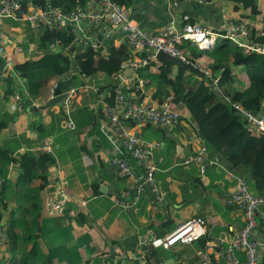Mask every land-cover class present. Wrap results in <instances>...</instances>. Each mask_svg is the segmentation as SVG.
I'll return each mask as SVG.
<instances>
[{
  "label": "crops",
  "instance_id": "crops-1",
  "mask_svg": "<svg viewBox=\"0 0 264 264\" xmlns=\"http://www.w3.org/2000/svg\"><path fill=\"white\" fill-rule=\"evenodd\" d=\"M38 3L45 5L43 0ZM129 12L131 19L150 33H158L172 21L179 30L190 20L221 31L233 21L238 22L240 14H243V11L232 12L231 4L226 0L209 3L196 0H135ZM0 31L8 38L7 45H4L5 53L0 54V122L5 119L7 124L0 131V146L14 149L12 157L16 160L27 152L36 155L47 152L52 156L54 163L48 170L49 183L40 195L44 206L55 198L54 190L66 187L73 194L62 216H48L43 207L39 219L42 231L40 250L49 257L51 264H144L143 239L162 238L194 218H202L208 225L214 226L213 233L205 238L206 242L215 239L229 242L236 232L244 228V216L227 204L226 196L234 191L236 177H246L234 173L235 177L231 178L229 172L218 167H209L202 173L196 165L183 164L187 157L197 153L201 143L196 125L184 107L178 109L182 116L180 123L170 127V130L152 124L123 123L142 140L160 144L154 163L157 168L155 181L161 199L157 200L153 192L146 188V192L135 201L131 187L143 183L144 171L124 151L121 139L104 117V107L112 105L115 100L114 77L102 71L85 76L80 67H75L70 74L75 78L63 79L73 82L69 97L62 106L48 107L54 97L51 88L61 79L43 80L39 96L33 98L28 93L27 81L14 71L16 65L36 57L39 34L25 22L12 20L2 22ZM113 44L125 46L129 51L125 64L134 58L128 46L127 32L122 28L116 33ZM2 46L0 40V48ZM184 47L192 56L189 45ZM19 48L23 49V53L18 52ZM138 57H149V52L140 53ZM6 60L13 62V68L4 69ZM105 62V52H99L95 56V67L101 68ZM157 62L150 63H153V68L149 71L142 69L139 73L124 64L119 74L134 81L140 80L144 96L148 100H157L153 95L156 89L152 80L145 77L149 73H160L162 66ZM193 62L198 66L195 68L198 73L188 70L190 73L200 78L205 76L203 72L216 76L209 67V58ZM177 72L178 67H175L172 77ZM242 85H249L247 79ZM127 96L134 97L135 93L131 91ZM19 106L23 107L22 111ZM71 123L73 129L68 128ZM115 158H125L130 162L134 178L119 175L112 165ZM19 170L17 161L8 167L13 184L18 180ZM116 200L122 204L117 205ZM127 204L131 208L126 210L124 206ZM15 207L16 202L11 201L8 210L3 212L4 217ZM254 238L260 240V234L256 232ZM5 249L0 247V259L6 258ZM203 249L202 242H197L177 246L167 252L157 251L160 264H200ZM260 255L261 264H264V251ZM238 256L245 259L243 254Z\"/></svg>",
  "mask_w": 264,
  "mask_h": 264
},
{
  "label": "trees",
  "instance_id": "trees-1",
  "mask_svg": "<svg viewBox=\"0 0 264 264\" xmlns=\"http://www.w3.org/2000/svg\"><path fill=\"white\" fill-rule=\"evenodd\" d=\"M80 1L51 0L54 6L62 8L65 12L72 10ZM113 1L130 11L135 0ZM202 1L209 3L214 0ZM226 1L231 4L232 12L243 11L238 22L249 26L250 40L264 46V0ZM37 4L43 5L38 2ZM26 10L27 5L22 13ZM185 24L196 22L190 20ZM36 32L39 34V50L36 57L14 67V71L27 81L28 93L33 98L39 96L42 81L47 78L74 79L70 74L75 65H79L81 73L85 76L102 71L114 77L117 83V77L129 57L125 46L117 47L110 43L99 50L102 52L104 49L106 62L103 67L97 69L95 56L99 52L76 46L75 37L71 33L50 32L44 28L37 29ZM59 41L64 45V49L51 52L50 46ZM188 45L192 56L186 53L192 62L195 59L199 61L209 58V67L216 76L205 75L200 78L188 70L178 68L177 74L172 77L176 66L157 60L162 66L160 73H149L145 76L152 80L155 86L154 98L161 101L172 96L175 108L184 107L190 114L199 139L206 145L209 157L218 159L227 172L245 176L250 191L254 195L264 196V136L251 134L235 107L241 105L254 114L264 113V55H245L242 48L229 41H222L213 50ZM152 64L142 69L149 71L153 68ZM142 69L138 70V73ZM246 79L249 85L243 86ZM57 84H53L52 94ZM6 127L4 119L0 122V131ZM14 154V149L0 146V222L4 223L7 237L2 246L6 247V258L0 259V264H51L49 257L40 250L42 231L39 219L45 207L40 195L47 189L48 170L54 160L47 152L37 155L27 152L20 155L18 160L12 157ZM16 161L20 164V170L18 180L13 184L9 178L8 167ZM38 181L40 184H37ZM11 201L16 202V207L4 217L3 212L8 210ZM202 239L197 242H202L205 247L207 239ZM143 250L144 248L142 253ZM159 258L158 251L154 249L146 261L150 264H160Z\"/></svg>",
  "mask_w": 264,
  "mask_h": 264
},
{
  "label": "built area",
  "instance_id": "built-area-1",
  "mask_svg": "<svg viewBox=\"0 0 264 264\" xmlns=\"http://www.w3.org/2000/svg\"><path fill=\"white\" fill-rule=\"evenodd\" d=\"M38 1L40 0H0V22L23 21L32 30L44 28L56 33L69 32L75 37L74 44L76 43V46L83 49L90 48L96 52L113 43L116 33L122 28L127 32L128 46L134 57L130 58V62L125 64V67L133 71H138L151 62L157 61V55L161 51L186 65L198 68L188 57L183 46L190 44L203 50H213L219 45V38L239 46L245 55H264V46L250 40L249 26L240 22H232L225 29L215 31L206 25L185 23L177 30L172 21L158 33H150L131 19L130 12L125 6L113 0H81L68 12L54 6L51 0H43L45 2L43 6L37 5ZM196 1L204 3L202 0ZM26 5L27 10L22 13ZM0 40L3 44L0 54L4 55V45H7L8 38L2 31H0ZM63 49L64 45L60 41L49 48L51 52H60ZM18 52L23 53V49L19 48ZM143 52H149V57L137 58V55ZM5 62V70L13 68L11 60ZM75 67L79 68V65H75ZM203 73L210 76L209 72ZM139 82L138 79L134 81L132 78L119 74L114 90L115 100L112 105L104 107V117L110 128L121 139L124 151L144 171L143 183L131 187L135 201L139 200L146 192V184L151 186L155 198L160 200L155 182L157 168L154 163V155L160 149V144L142 140L136 132L125 128L123 123L133 122L139 126L152 124L173 127L180 123L182 116L180 111L175 108L172 96L161 101L148 100L142 92L143 85ZM131 91L135 93L134 97L127 96ZM17 100L21 102L19 97ZM235 107L241 114L246 129L253 135L264 136V113L254 114L241 105ZM22 108L19 106L18 109L22 111ZM68 128L73 129V124L71 123ZM199 140L201 141V139ZM183 164L196 165L202 173H205L209 167H218L224 170V166L218 159L209 157L206 145L202 141L197 153L187 157ZM112 165L122 178H134L133 167L127 159L115 158L112 160ZM230 177L234 178L235 176L230 173ZM234 181L235 189L226 196V201L237 213L244 216L245 226L241 231L236 232L229 242L219 239L208 241L200 253V264H261L260 252L264 251V196L254 195L250 191L246 178L236 177ZM1 187L2 181L0 180V189ZM52 193L55 198L47 203L45 212L48 216L60 217L65 213L73 194L66 187L54 190ZM127 194L130 195V192ZM115 202L117 205L122 204L119 200ZM124 208L127 210L131 206L127 204ZM213 230L214 226L208 225L206 220L194 218L181 224L162 238H145L141 241L144 248V264H150L146 260L154 249L167 252L177 246L192 245L202 238H207L213 233ZM256 232L260 234V240L254 238ZM6 241L4 223L0 222V246H3ZM238 254H243L245 259H240Z\"/></svg>",
  "mask_w": 264,
  "mask_h": 264
},
{
  "label": "water",
  "instance_id": "water-1",
  "mask_svg": "<svg viewBox=\"0 0 264 264\" xmlns=\"http://www.w3.org/2000/svg\"><path fill=\"white\" fill-rule=\"evenodd\" d=\"M157 58L158 60L162 62L172 64L178 68L185 69V70H194L196 73H198V71H196L195 68L192 69L191 66L182 63L180 60L173 58L162 51L158 53ZM199 75H201V73H199ZM72 85H73V82L70 79L59 81L56 86L55 92H54V97L49 101L47 106L50 107L52 105H57V104L62 106L64 101L70 95V91L72 90L71 89ZM168 129L170 130L171 128L168 126L166 127L165 130H168ZM145 186L148 190L152 192V188L150 185L146 184Z\"/></svg>",
  "mask_w": 264,
  "mask_h": 264
},
{
  "label": "rangeland",
  "instance_id": "rangeland-1",
  "mask_svg": "<svg viewBox=\"0 0 264 264\" xmlns=\"http://www.w3.org/2000/svg\"><path fill=\"white\" fill-rule=\"evenodd\" d=\"M2 24V22H0V25ZM223 40L222 38H219V43H221ZM156 182V181H155Z\"/></svg>",
  "mask_w": 264,
  "mask_h": 264
},
{
  "label": "clouds",
  "instance_id": "clouds-1",
  "mask_svg": "<svg viewBox=\"0 0 264 264\" xmlns=\"http://www.w3.org/2000/svg\"><path fill=\"white\" fill-rule=\"evenodd\" d=\"M61 80H63V79H61Z\"/></svg>",
  "mask_w": 264,
  "mask_h": 264
}]
</instances>
